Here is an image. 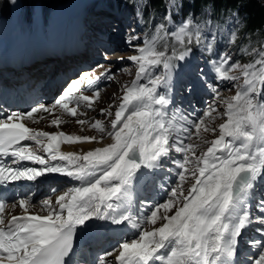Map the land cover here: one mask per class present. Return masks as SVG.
<instances>
[{
    "label": "snow or ice",
    "instance_id": "obj_1",
    "mask_svg": "<svg viewBox=\"0 0 264 264\" xmlns=\"http://www.w3.org/2000/svg\"><path fill=\"white\" fill-rule=\"evenodd\" d=\"M163 31L161 25L137 48L138 54L128 58L138 70L135 79L123 88L111 130L106 132L111 142L105 146L83 154L63 152L62 144L90 142L97 137L38 131L25 121H34V113L60 110L76 117L80 106L92 108L100 90L84 95L80 85L84 80L89 86L101 78L111 80L110 70L94 79L83 73L82 79L73 80L49 106L39 104L26 112L12 111L0 117V185L32 181L45 173L61 174L79 182L58 197V207L50 200L42 201L45 215L29 214L32 205L24 197L18 201L24 215L9 219L4 216L6 203L0 202V264H72L70 255L78 230L86 235L110 225L133 230L131 239L120 240L112 252L105 253H118L117 264H240L242 231L254 223L264 225V215H253L248 207L260 177L264 176V100L259 99L264 91V53L260 60L243 65L229 63L231 58L226 55L209 60L215 81L243 79V85L234 96L223 98L218 84L210 82L207 73L199 69L198 79L224 106V112L217 113L210 104L199 118L188 120L179 109L170 114L169 105L176 67L173 61L190 62L185 42L192 43L194 33L187 23L174 32L176 40L185 47L179 51L173 48L169 55L167 44L161 43ZM136 39L139 37H131L129 45ZM195 39L199 43L198 33ZM160 67L163 71L154 74ZM100 111L113 115L107 109ZM221 117L226 120L218 128L213 127ZM180 120L188 125L182 126L183 131L189 132L188 139L190 129H194L203 143L210 144L206 151L197 155L200 145L173 136ZM61 123L59 118L51 121L57 127ZM77 123L84 125L86 121ZM91 127L105 133L99 119ZM206 133L216 138L208 141ZM24 141L42 148L48 159ZM173 152L182 158L174 159L170 155ZM8 157L11 161L5 163L4 158ZM25 161L41 167L12 166ZM168 163L176 166L177 179L165 202L150 205L146 211L134 210L140 186L148 182L155 185V170H163ZM189 181L185 193L183 186ZM159 187L163 189L164 185ZM257 209L264 213V199ZM158 222L160 226L156 227ZM255 230L264 237V227ZM243 242L260 249L251 264H264V238ZM98 261L106 264L104 256Z\"/></svg>",
    "mask_w": 264,
    "mask_h": 264
},
{
    "label": "rangeland",
    "instance_id": "obj_2",
    "mask_svg": "<svg viewBox=\"0 0 264 264\" xmlns=\"http://www.w3.org/2000/svg\"><path fill=\"white\" fill-rule=\"evenodd\" d=\"M2 1V0H0ZM5 1V0H3ZM11 3V14L10 16H15L16 18L19 17L23 18V13L26 12V8L30 9L33 14H36L37 16L41 15V6L42 4L49 3V2H57V3H62L66 0H8ZM120 0H68V2L64 5H60L57 8L53 9L48 16L46 17L48 19L47 23H49V20L51 18V22H54L53 20V15L56 11H59L61 9L69 10V13L65 15L63 19H68L72 18L73 15L78 14L82 12V9L85 8L83 11L85 15L82 16H88L90 15L89 13H92L96 10V14H98L97 17L89 19V24L87 27L92 31V34L90 32V41L91 45L94 48V51H101L100 55L103 57V62H100L103 66H108V65H115V63H118L117 61H112L114 60L112 57L110 58V55L116 56L120 55L117 53L123 54V57H130L132 55L138 54L137 48L140 46H143V41L148 38V36L145 35L143 32V29L141 28V14L143 13L144 9L148 5V0H133V5L135 6V11H132L131 9H126L123 12L120 13H113L109 10H106L105 8L108 5H115L119 3ZM183 0H165L168 8V13L165 17H158L155 20H153L154 28H152V31L154 32L153 35L156 34V29L163 25L164 31L161 33L163 39L161 43H166L167 44V50L168 53H171L173 48H176L178 51L184 49V45H180L179 42L176 40L175 36L173 35L174 32L178 31L181 26L184 24H188L189 30L193 31V41L190 44H195L198 46V48L211 55V49L213 42L217 40L216 42L219 43L221 46H223L224 49L221 50L220 56H229L231 59L229 63H240L241 65L243 64H248V63H254L257 60L261 59V53H264V36L257 34L255 36L250 37L245 36L243 38L244 30L242 31V26H243V17L237 12H232L230 13L227 23L225 25H214L213 20L211 19V13L212 9L211 7L207 6L203 9L201 12L200 16L196 17L193 14H189L188 16H185L182 14L181 10V3ZM192 2V0H189ZM264 4V0H259ZM95 2H98V4L95 6ZM102 4V5H101ZM72 5L70 9L68 7ZM100 5V6H99ZM118 5V4H117ZM97 7L93 10V7ZM23 8V9H22ZM89 12V13H88ZM121 14V15H120ZM12 16V17H13ZM173 21H172V19ZM37 21V20H36ZM97 21L100 23L97 24ZM190 21V23H189ZM37 23H40L37 21ZM1 25H4L3 22L0 21V27ZM96 25V26H95ZM76 32V31H75ZM199 34L200 41L199 43L196 42L195 35ZM136 36L139 37V39L133 40L132 41V46L129 45L128 41L130 40L131 37ZM186 45L187 41L185 42ZM53 48V46H50ZM110 53L108 57L104 58V54L106 53L105 51ZM45 53V52H44ZM119 59V58H117ZM215 56H212L210 60H214ZM196 62H199L198 64H195L194 67V73L196 76L199 75V69H203L205 73H207V78L210 82H214L218 84V90L223 98H229L234 96L237 91L240 90V87L243 85V79L240 81L236 82H228V81H215L213 73L210 71L208 61L205 62L204 59L202 58H195ZM185 63V61H183ZM107 64V65H106ZM198 66V67H197ZM1 68V67H0ZM197 68V70H196ZM138 70V66L133 62L129 64V66H126V69L123 70V72L119 73L117 75V81L114 82V84L109 87L106 92L100 93V97L96 102L94 103L93 107L95 106V110H77V111H84L81 115V118L86 121L84 124L88 129L90 134L97 136H103L106 134L108 131V126L111 125V121L114 119V113L117 110V107L119 103L121 102V97L123 95V88L125 85H128L132 82V80L135 79L136 72ZM157 70V73L159 74V71L161 70L160 68L155 69ZM186 70V69H184ZM233 74L239 75V72H235ZM182 79V87L186 90V94L193 99L194 96H197V90L201 91L205 90V94L201 93V97L203 99H208L207 102L201 106V114L204 112V110L207 109V107L211 104L217 108V113H223L224 112V106L220 104L218 101L214 99V94L211 93L209 90L203 87L201 81L198 79H194L193 76L190 75L187 70L184 72L180 69L177 70L176 74L172 76V88H171V93L174 94V86H175V80L179 84V79ZM191 88V92L188 91V89ZM160 91H164V89H160ZM61 95V94H60ZM107 95L110 96L111 99L105 98ZM173 100L175 98H172ZM101 100V102H100ZM261 100H264L262 98ZM98 102V103H97ZM54 103V101L52 102ZM98 104H101L103 106H99ZM179 103L177 102L175 105H172V100L169 105V112L171 114V111L175 109H180L177 105ZM182 105V104H181ZM175 107V109H174ZM184 106H182L183 108ZM101 109H107L113 113L112 116H108L107 113H101ZM114 111V112H113ZM180 112V111H179ZM45 113V112H44ZM42 113L43 116L49 117L48 113ZM92 115H89V114ZM217 113H214L213 115H217ZM96 114L98 117L95 118ZM180 114H182L180 112ZM184 115V114H182ZM68 116V115H66ZM90 118H89V117ZM70 117V116H68ZM188 120H190L186 116ZM77 116L76 117H71V120L77 121ZM89 119H93L92 122ZM101 120L104 127H105V133H100L96 129H93L91 127V124L95 122V120ZM39 120V121H38ZM226 120V117H221L219 119H216L213 127L219 126V124L223 123ZM40 119L36 118L35 123H40ZM182 121V120H181ZM77 125V122H75ZM70 124V121L66 120L63 121L59 126H67ZM187 127L188 125L186 124L185 121H183L180 124V121H178L176 127L177 131L173 133V136L176 137L177 135L179 137H182L183 134V127ZM194 133L195 138L191 139H185V143H193V144H198L200 147L197 149V155H200L203 151H206V148L210 146V144H205L203 143L196 135H195V130L190 129V133ZM205 138L208 141H211L216 138L214 134L211 133H206L204 134ZM171 156L174 159H180L182 158L181 155L178 153H171ZM179 157V158H178ZM167 178V179H166ZM164 179H159L156 180V183L154 185V191L158 195H160L163 190L167 189L169 190L170 187L175 183V181L170 183L168 178L166 176ZM191 181L187 182L184 184V189L185 193H187L188 188L190 187ZM163 184L164 188H160L159 185ZM188 184V185H187ZM61 195H63L65 192H61ZM169 193V191H168ZM56 196V194H54ZM58 197V196H57ZM58 199V198H56ZM148 204V202H141L140 208H143L144 204ZM264 227V226H263ZM257 229V228H256ZM252 235V238L255 239H260L261 234L257 232L255 229H253L250 233ZM256 259V258H255Z\"/></svg>",
    "mask_w": 264,
    "mask_h": 264
},
{
    "label": "bare ground",
    "instance_id": "obj_3",
    "mask_svg": "<svg viewBox=\"0 0 264 264\" xmlns=\"http://www.w3.org/2000/svg\"><path fill=\"white\" fill-rule=\"evenodd\" d=\"M71 7H72V5H70L68 7V9H70ZM68 13H69V10H67V9H65V10L61 9V10L56 11L54 13V15H53L54 22L50 21L51 38H52L53 42L51 44H47V45H44V44L40 45L39 43L33 42L32 48H31L32 51L29 49L27 50V53L29 55H35V56H33V59L41 57L39 62L45 63V62H47L46 60L48 59L46 56H50L53 59H58L61 54L68 52V51H85L82 48L81 42L79 40L80 38H79L78 31L74 32L73 35L70 34V30H71L70 26H69L70 25V18L63 19L65 17V15H67ZM36 20L38 22H41V15L37 16ZM57 38H65L64 43L59 44L56 40ZM50 46H53V48H51ZM55 49L59 50L60 55L55 53ZM117 54H120V55H116V56L110 55V58L112 57L113 59H117V58L123 57V54H121V53H117ZM79 57H80V55L75 57L74 59H67V60L63 61L62 63L60 61L59 65H61V68H62L64 66L69 65L72 61L77 60ZM81 58H82V56L80 57V59ZM185 64L189 65V60H185ZM10 65H11L13 70H18L20 67V59L18 57H12V59L10 60ZM60 70H63V69H60ZM37 73H40V72L37 71ZM33 74H35V73H33ZM17 78H18V76L16 75L14 83H16ZM78 79H80V78H78ZM57 84H58V82H57ZM7 86L9 88H11L10 84H8ZM81 86L82 85H80V87ZM48 90L50 91V89H48ZM39 93H40V89H38L37 87H34V86L30 87L28 94H26L25 97L23 98L24 100L21 104V107L23 106V108H24L27 104H31V101L35 100ZM5 94L7 96L6 92L3 93V95H5ZM22 96H23V93H21L19 95V98H22ZM89 96H91V95H89ZM105 98L111 99L109 95H107ZM54 99L51 100L45 106L51 105L52 102L54 101ZM100 102H101V100H100ZM98 105L100 107L103 106L101 104H98ZM30 108L28 110H30ZM20 109H21V112H24L22 110V108H20ZM42 113H44V112L33 114L34 115V121L36 118H38L41 120L40 123H35L33 120H29V121H25L26 125L28 127L34 128L38 131H47L49 133H55V132L62 131L68 135H79V136H89V137L94 136V135L90 134L89 131H87L88 128L85 125H77L75 123L77 121L70 119L72 116L68 117V116H66L67 115L66 113H63L60 110H56L54 113H48V115H50L49 117L43 116ZM81 113L83 114L85 112L79 111L78 115H77V117H78L77 120H83L81 118V115H82ZM79 114H81V115H79ZM89 115H92V114L90 113ZM56 118H59L62 122L68 120V121H70V124L67 126H65V125L59 126V127L54 126L51 124V121L53 119H56ZM96 137H97V140H95V141H90V142L86 141V142L77 143V144H62L60 150L63 152H76L78 154H83V153H86L87 151L93 150L96 147H102V146H105L106 144L111 142V138L108 137L106 134L103 135L102 140L100 139V137H101L100 135H97ZM30 145L36 150L37 145H35V143H30ZM38 148L41 149L40 147H38ZM45 159H48V156L45 157ZM54 163H56V162H54ZM32 164L34 165V163H32ZM58 176H59V178H62V180L69 181V183H67V185L65 187H63L64 189L56 188L57 192H60V191L61 192H63V191L67 192V191H69V187L72 186L73 182H74L73 186H77L79 183V182L74 181V180H72V179H70L64 175H61V174H59ZM137 192H138V194H144L145 193V186L141 185ZM54 194H56V196L53 197L52 199H53V202L55 203V200L57 198V193H54ZM60 194H62V193H60ZM135 202H136V199H135ZM174 211H175V209H173V212ZM31 212L34 214H39V215L47 214L46 210H42L41 204L39 206H36L35 210H34V205L31 206L29 208V213H31ZM20 213H24L23 209H21ZM100 223H106L107 224V222H100ZM159 226H160V223L158 222L156 227H159ZM151 227L152 226L149 225V228H151ZM125 230L128 231V228H126ZM131 238H132V233H130L129 239H131ZM114 261L116 262L115 257H114Z\"/></svg>",
    "mask_w": 264,
    "mask_h": 264
},
{
    "label": "trees",
    "instance_id": "obj_4",
    "mask_svg": "<svg viewBox=\"0 0 264 264\" xmlns=\"http://www.w3.org/2000/svg\"><path fill=\"white\" fill-rule=\"evenodd\" d=\"M132 5L133 1L128 0ZM206 6L212 8V19L215 24L223 25L227 15L236 9H239L241 14H245L244 18V34L246 36L264 35V4L259 0H183L182 11L186 16L190 12L195 16H200ZM167 11L165 0H148V5L143 11V17L148 22L150 18H156L165 15ZM0 12L9 13L10 4L8 0L0 1Z\"/></svg>",
    "mask_w": 264,
    "mask_h": 264
}]
</instances>
